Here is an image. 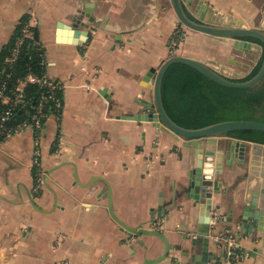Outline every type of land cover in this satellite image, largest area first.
Masks as SVG:
<instances>
[{
  "label": "crops",
  "instance_id": "crops-1",
  "mask_svg": "<svg viewBox=\"0 0 264 264\" xmlns=\"http://www.w3.org/2000/svg\"><path fill=\"white\" fill-rule=\"evenodd\" d=\"M87 2L94 21L82 14ZM184 3L197 18L264 29V0ZM24 15L39 32L46 73L64 86V105L42 129L0 141V264H203V232L220 264H264V143L243 139L237 156L235 137H219L207 157V141L199 152L151 121L125 117L145 111L153 96L145 76L169 55L248 75L261 43L235 50L233 38L180 33L171 0H0V52ZM77 15L89 26L75 27ZM200 158L219 188L209 186L210 219L201 179L191 183ZM222 235L233 237L231 254Z\"/></svg>",
  "mask_w": 264,
  "mask_h": 264
},
{
  "label": "trees",
  "instance_id": "trees-1",
  "mask_svg": "<svg viewBox=\"0 0 264 264\" xmlns=\"http://www.w3.org/2000/svg\"><path fill=\"white\" fill-rule=\"evenodd\" d=\"M29 20V15L21 17L11 40L0 52V89L4 81H8L10 91L17 78L24 77L29 72L41 74L45 71L44 49L38 41L39 32L33 25V37L24 39L18 59L13 63L7 60ZM262 60L263 55L252 71L240 80L252 78L258 72ZM44 90L45 88L37 84L26 85V101L17 105L12 117L4 122L8 128L14 129L17 123L31 118ZM163 100L169 115L186 127H201L227 119L264 121V76L251 87H231L213 81L187 64L174 63L167 70L163 80ZM49 106L50 103H47L44 110H48ZM8 107L9 104L1 103L0 98V112ZM229 134L264 143L263 130L239 129ZM5 136L7 132L0 134V141Z\"/></svg>",
  "mask_w": 264,
  "mask_h": 264
},
{
  "label": "water",
  "instance_id": "water-1",
  "mask_svg": "<svg viewBox=\"0 0 264 264\" xmlns=\"http://www.w3.org/2000/svg\"><path fill=\"white\" fill-rule=\"evenodd\" d=\"M185 0H171L172 6L175 10V13L180 21L181 24L184 26L201 31L207 34H210L216 38H233L235 39L233 43V47L235 50H245L251 51L253 42L256 41L261 43L263 46V60L262 64L258 70V72L250 79L247 80H240L241 78L245 77L246 75H235V76H228L223 72L217 70L213 64V61H205L196 57L188 56V55H181L173 53L169 55L162 63L156 68L153 67L147 72L145 79L150 80L149 87L153 90V96L151 100H145L142 102V106L145 111L139 113H133L131 115H126L129 119L134 120H146L153 122L158 128L171 131L181 137L186 138L190 144L195 145L199 152L205 146L204 141L209 143L208 150L205 151L207 157H213L215 155V149H217V141L219 137H229L230 132H234L239 129H258L264 131V121L253 120V119H227L222 121H217L205 126L201 127H186L177 123L168 113L164 100H163V80L165 74L169 67L174 63H184L187 64L208 78L212 79L213 81L231 87H251L258 83L264 76V29L260 27H249L240 24H228V23H219L214 21H208L206 19L197 18L188 11L184 3ZM93 2H87V6L85 11L82 14H85L89 21H94L95 17L92 15L93 12ZM74 26L78 28L79 25H85V27L89 26L88 23H83L82 16L77 15L73 19ZM85 39L88 36V31H83ZM238 53L239 51H235ZM231 137V136H230ZM235 137V136H234ZM243 138H231L230 139V150H235L237 156H239L238 150H242V146L244 145ZM243 142V143H242ZM204 143V144H203ZM230 152V151H229ZM241 157V156H240ZM205 161V160H204ZM203 169V159L200 158L198 161V166L194 172V182L191 180L192 184H196L199 186L200 184L198 181L201 179L200 190H202L203 194V203H207L204 216L210 219V211L211 205L208 198L211 197L212 191L209 189V186L213 185V192H218V182L211 181L210 179H206V176L202 174ZM197 190V189H196ZM197 190V191H200ZM194 195V194H193ZM196 200H201L199 194L195 195ZM264 203L262 204V207ZM252 208V207H251ZM249 213V212H248ZM263 211L257 212L254 216V219L262 218ZM244 220L245 223L247 219V212H244ZM207 218V219H208ZM246 224V223H245ZM134 231L136 229H133ZM245 233H249L246 229L244 230ZM264 231V229H263ZM151 232V231H148ZM204 237L200 239L205 246L203 247V264H207L209 259H214L215 261L213 264H220L221 258L216 253H210L209 251V235L208 232L200 233ZM216 235V234H215ZM199 237H195L192 241L194 245L199 241ZM201 238V237H200ZM264 239V234H263ZM177 247H179L177 245ZM264 247V241H263ZM261 251V249H259ZM207 254H206V253Z\"/></svg>",
  "mask_w": 264,
  "mask_h": 264
},
{
  "label": "built area",
  "instance_id": "built-area-1",
  "mask_svg": "<svg viewBox=\"0 0 264 264\" xmlns=\"http://www.w3.org/2000/svg\"><path fill=\"white\" fill-rule=\"evenodd\" d=\"M31 26L32 25L30 23V20L26 25H24L22 35L18 38L12 54L7 58L10 63H13L18 59L24 39L26 37H33ZM7 75L10 76V73H8ZM28 84H37L38 86L45 88L44 92L40 96L36 111L31 115L30 119H26L17 123L14 129L11 127L8 128L4 122L12 117L13 110L17 105L25 103V87ZM8 85V81H4L0 89L1 103L9 104L8 108H6L5 110H1L0 112V134H2L3 132H7V135H9L28 128H31L33 130H40L44 127L47 118L51 114L58 115L63 109L64 101L60 91L64 86L62 83H60L59 80L47 74L46 71L42 72L41 74L29 72L24 77L17 78L16 82L14 83V87L10 91L8 90ZM47 103H50V106L48 107V110L45 111L44 108ZM33 164L35 165L36 175L38 179L40 176L39 169L41 166V152L38 147L35 148ZM220 240L228 243V251L229 254H231V247L235 245L233 237L231 235H222L220 236ZM230 263L234 264L235 260L231 259Z\"/></svg>",
  "mask_w": 264,
  "mask_h": 264
},
{
  "label": "rangeland",
  "instance_id": "rangeland-1",
  "mask_svg": "<svg viewBox=\"0 0 264 264\" xmlns=\"http://www.w3.org/2000/svg\"><path fill=\"white\" fill-rule=\"evenodd\" d=\"M183 27H186V26H184L183 24L180 23V28H179L180 33H182ZM185 29H188V28H185ZM173 38H174L175 41L182 40V38L180 36H178V38L177 37L176 38L173 37ZM177 46H178V43L177 42L176 43H173V49H175Z\"/></svg>",
  "mask_w": 264,
  "mask_h": 264
}]
</instances>
